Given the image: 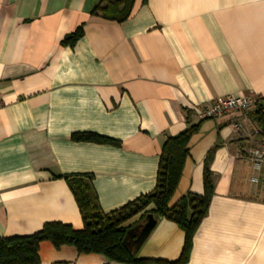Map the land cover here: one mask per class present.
<instances>
[{"label": "crops", "instance_id": "0c3cea01", "mask_svg": "<svg viewBox=\"0 0 264 264\" xmlns=\"http://www.w3.org/2000/svg\"><path fill=\"white\" fill-rule=\"evenodd\" d=\"M104 0H0V237L45 223L83 227L61 176L90 175L104 213L151 192L161 148L190 125L170 206L214 192L185 264H264V165L236 157L264 138L250 112L216 120L186 112L224 96L264 104V0H136L122 23L93 12ZM82 27L74 46L62 40ZM242 127L234 131L233 125ZM90 133L112 144L75 142ZM138 214L125 242L136 258L177 261L184 233ZM38 264H122L42 242Z\"/></svg>", "mask_w": 264, "mask_h": 264}, {"label": "trees", "instance_id": "16d2710c", "mask_svg": "<svg viewBox=\"0 0 264 264\" xmlns=\"http://www.w3.org/2000/svg\"><path fill=\"white\" fill-rule=\"evenodd\" d=\"M136 0H104L93 12L102 19L122 23L127 20ZM145 3L146 0H141ZM82 27L62 40V45L74 46L82 37ZM250 117L264 136V104L260 103L250 112ZM186 121L191 123V112H186ZM190 125L178 136L165 140L159 159L154 189L118 210L104 213L96 200L90 175L61 176L67 183L80 211L83 227L73 229L58 222L45 223L42 228L27 236L0 237V264H38L39 248L42 242H49L54 248L71 246L78 254H99L108 261L122 264H185L189 259L193 236L206 216L214 192L211 172L207 165L203 172V194L188 193L176 204L170 201L179 183L184 162L189 154L188 140L196 130ZM75 142L112 144L107 138L90 133L74 134ZM138 214L151 215L155 223L167 220L176 224L184 233V245L177 261L147 260L136 258L125 237L130 226L126 222Z\"/></svg>", "mask_w": 264, "mask_h": 264}, {"label": "built area", "instance_id": "2783aa9c", "mask_svg": "<svg viewBox=\"0 0 264 264\" xmlns=\"http://www.w3.org/2000/svg\"><path fill=\"white\" fill-rule=\"evenodd\" d=\"M261 98L250 94L241 96H224L214 100L210 105L206 107L196 106L189 110L191 112V119L198 120H216L220 119L230 113H246L252 111ZM234 131L240 132L242 127L239 124L233 125ZM257 135L259 132L254 131ZM236 157L245 162H250L255 165H264V138L255 147L239 150Z\"/></svg>", "mask_w": 264, "mask_h": 264}, {"label": "water", "instance_id": "95a60500", "mask_svg": "<svg viewBox=\"0 0 264 264\" xmlns=\"http://www.w3.org/2000/svg\"><path fill=\"white\" fill-rule=\"evenodd\" d=\"M154 225L155 221L153 220L152 216H147L146 223L144 224L141 230L142 235H146L148 232H150Z\"/></svg>", "mask_w": 264, "mask_h": 264}]
</instances>
